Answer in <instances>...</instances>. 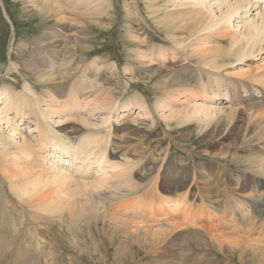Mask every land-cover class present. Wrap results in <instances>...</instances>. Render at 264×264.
Instances as JSON below:
<instances>
[{
    "label": "bare ground",
    "instance_id": "bare-ground-1",
    "mask_svg": "<svg viewBox=\"0 0 264 264\" xmlns=\"http://www.w3.org/2000/svg\"><path fill=\"white\" fill-rule=\"evenodd\" d=\"M68 1L71 3L73 2V6L75 7L71 12H68L67 9L63 8L54 0L44 2L39 0H28L29 3L24 8V12L25 15L32 13L33 15L40 14L44 16H53L58 20V23L54 25V29L48 28V30H52L54 33L55 31L62 32L63 30L65 32H71L72 34L68 35V38L71 40V43L77 45V43H79L78 40L80 39L79 35L81 34L79 25L80 21H82L81 19L83 17H88L87 19H89L98 14L79 12L77 8L79 6L86 8L91 5L92 7H96L97 10L95 12H99L107 6L106 3L108 0ZM143 1L147 15L152 18L151 21L153 25L151 26L145 17L142 18V14L138 15V12H134L135 10L132 9L134 4H132V1L131 3L127 2V0L125 1V8L128 17L126 18L125 25L131 39L140 43L138 50L139 53H142L140 56L143 57L145 64L149 63L150 69L153 66L155 67L154 71L149 69L148 72L152 71L150 73L154 78L161 72L166 73V63L168 66L169 62L180 61L183 57L186 59L173 74L167 73L159 79V86H157L160 88L158 91L159 97L156 96L158 98L156 99V110L159 112V118L165 122H169L168 125H170L172 121H175L179 124V128H183L186 124L195 123L198 127L200 125L201 130L204 132L207 131L209 135L214 133L221 135L225 130H235L230 135L234 134L236 136V148L237 150L243 148L241 153H247L250 151L249 146L252 145V141L256 143L252 146L258 147V151L252 153L251 156L249 154V156L244 157H229V161H244L247 166V168L242 170L240 172L241 174L237 176L238 184L237 186L235 185V189H224V194L229 195L231 201H235L231 203L232 212L230 213V217L238 220V222H232L233 220L230 219L226 221V223H229L228 227L231 229L232 233L226 234L223 230L219 231V233L223 234L222 236L221 234L216 236L214 230L209 228L211 224L208 222V219L207 225L205 220H201L194 223V226L203 229L210 241L215 238L218 251H225V243L223 242V239L232 237L237 239L241 238L240 240H237L238 242L232 240L228 243L230 251L227 249V257L231 258L233 256L234 258V256L238 254V251L234 248L239 246L243 251H240L239 258L241 260L246 259V257L249 258L248 256H244V249L246 250L248 245H252L251 249L254 250V253L250 257V260H256V264H264V234L261 233L263 234V238L258 234L262 239L255 241L252 240L253 242L249 240L252 238L249 236L250 233L248 231H246L247 237L245 234H243L244 236L240 235L243 233L242 230H246L248 227V222L264 226V216L261 213L264 210L260 209L256 203V200H260L262 197L260 195V189L263 188L264 190V179L261 178L264 176V63L259 68L253 67L252 64L253 60L258 59L259 56L264 62V0ZM69 16H71L78 24H68L67 21L69 22ZM147 25H149V28ZM150 26L156 28L161 35H164V37L169 39V46L175 52V60L170 58L169 52L165 48L161 47L155 50L153 45L148 44L147 34L152 33ZM49 39L52 40L54 37L52 38V35L48 33L43 35L41 41L46 43ZM51 43L53 50L55 47L60 48L59 43H53V40ZM40 59V62L32 63L30 60L26 59V54L24 53L22 65H24L27 71L35 76L38 83L37 85H43L44 88L41 94H37L36 85H33L32 81L28 78H26L23 89L20 91H17L15 87L12 86H10L11 89L4 88L6 94L5 97L0 90V175L2 176V182H0V255L1 250L7 243L8 239L5 227L8 228V226L11 225L12 235L17 236V232L20 228V223H18V221H25L26 225H28L27 234L30 235L28 242L29 245L26 244V241L23 242L24 236H22V240L17 242L19 245L15 246L10 253V258L7 260H2L3 257L0 258V264H14L15 261H19L18 264L46 263L47 260L49 261V257L58 251L55 249L57 245L53 241V238L61 236L58 226L64 225L63 220L66 217H68V226L75 228L79 217L81 219L82 217L84 219H89L94 216L98 219L96 214L99 209L108 211L114 217L115 214L125 216L123 213L118 212L121 210V206L125 204H123V202L128 197L137 195L131 191L133 188L137 189V187L132 183L131 176L129 175L133 172L134 166H136L135 162L131 160L130 157L127 158L126 161L117 160L115 157L120 154L121 150L117 149V146H114V142L113 148L108 151H106V149L94 151L91 148H88L89 143L95 141L96 137H99V133L101 134L103 131H107V134L101 135L100 138L109 141V135L113 132L115 128L114 124L117 121L116 114H118V106L115 108L110 104L111 97L107 96V88L104 87V83H106V81L109 82L110 80L109 78H105V81L102 77V67L99 66V63H97L96 60L91 61L90 64H86L84 59H77V61L76 58H72L70 60L77 62V65L75 68H69L66 70L64 68L65 66H63L65 65V60L56 62V64L53 61L55 60L53 55H50V58L49 55H43ZM16 64L17 61L12 62L10 70L12 68L11 66L16 69L19 68V66L16 67ZM95 64H98V68L95 67ZM80 70L83 74L78 76V79L76 80L74 77L78 75V73L75 74V72ZM90 70L92 71L91 79H95L91 80L86 77ZM124 70L126 74L129 73L130 78H141L140 71L137 69L130 70L128 69V66H126ZM180 70H183L182 75L178 74ZM187 79L193 80L194 82L190 83ZM71 81L73 82L70 84ZM52 84H54V86L50 87ZM65 86L69 89L66 91L67 96L74 98L76 100L75 102L69 103L70 98L67 100L63 99L62 102V95L60 96L59 93H61V88ZM160 86L163 89L165 88L168 90L163 91ZM84 87H86V89L89 88V91H86V93L91 95L88 99V102L91 104L87 107V109H89L87 112L88 117L86 118L83 116V122L90 129L86 134L78 135L77 137H79V141L78 143H75L77 139L75 141L69 139V137L73 136L69 134V127L67 128L69 131L65 128L66 125H63L64 131L56 130L55 128L60 127V125L50 118H45V116L52 114L54 119L59 123L65 124L66 122H69L71 114L76 112L79 114L83 111L82 109H85V106H87L85 103H83V105L81 103V99L84 98L81 95V90ZM254 88H257L258 95L254 94ZM138 96L143 102L140 104L142 107H140L139 115L148 118V115L146 114H150L149 110L147 109L143 98L140 95ZM180 96L184 97L179 101ZM43 99H45V102H43ZM223 103H230L229 109L226 108ZM51 104H55L59 109L61 107L63 109L65 108V112L63 111V113L66 116L63 117V113H60L59 110L55 112L52 111ZM119 105L121 108L120 111L124 109H126V111H132L137 104L135 101L130 100L129 103H119ZM56 109L57 108H54V110ZM9 119H11V122ZM241 120L243 121V124H240ZM24 121H26L25 125H30L29 130H26L27 133L21 128L24 126ZM98 147L101 146L96 145L95 148ZM116 149L118 151H116ZM134 154L136 155L137 153ZM140 155L141 154H139V156ZM250 170L257 173L256 176L258 179H254V181L252 180L251 176L254 177V175L253 171ZM125 177L128 178L125 179ZM179 185L181 187L188 186L187 179L182 180ZM209 188L207 186V190ZM203 189L204 188H202V190ZM254 194L259 195H257L258 197H254L255 201H251V199L250 201H247L246 205L243 201L245 199L239 201L240 198L237 197H252ZM159 195H161V193H159ZM233 195L235 197L232 198ZM208 196L206 197L211 198L207 200L209 202L208 206H213L215 209L216 207L214 204L212 205V203H215L216 200ZM221 196L223 197V194ZM236 197L238 200L234 199ZM10 198H13L14 200L11 201ZM166 204L170 208H177L179 206L178 203L173 202L172 200H166ZM137 210L138 209H136V211ZM64 212H67L68 216L65 217ZM255 217H259L261 220H257ZM115 219L116 217L114 220ZM160 219H163V217ZM55 221H59V225L57 226L58 229L53 226V222ZM182 221L185 222L184 220ZM163 223L162 226L165 225ZM175 223L174 225H176ZM186 223H184L186 226H193V223ZM116 224L117 223H115V225ZM179 224L180 223H178V225ZM179 227L176 228V231ZM134 228H136V226ZM169 228L170 227H166L167 230ZM119 229L121 228L119 227ZM237 229H240V231L237 232ZM24 230V228L20 229V232H23ZM188 230H186V232ZM218 230L221 229H217V231ZM15 231L16 233H14ZM153 232V236H155L157 232ZM178 233L179 231L177 234ZM170 234L171 232L165 234L166 237L168 236L167 239H169ZM33 236L39 237V239H36L37 248H39L40 251L35 256H33V248L31 249L33 246L30 245V238ZM160 237H164V235L162 236L161 234ZM155 238L157 239L158 237ZM16 241L17 239L14 237V239L11 240V243L14 244ZM34 241H31L33 242V245ZM81 242L83 243V241ZM155 242L156 241H154V243ZM178 242L179 241H177V243ZM189 243H191L190 240ZM71 244L73 246V243ZM161 244L162 243L156 246H161ZM68 245H70L69 242ZM68 245L65 244V246ZM122 245V248L119 247L117 252L113 255H116L119 258L125 257V259H127L126 256L130 254L127 249H130L131 247L123 249L126 244ZM85 247L88 248L86 245ZM199 248L201 249V247ZM162 250H158V252H162ZM164 251L163 253H165ZM186 251L188 252L189 250L186 249ZM163 253H161L162 256ZM166 255L167 254H164V256ZM40 256L43 260L39 258ZM66 257L61 258V262L59 263H56L54 259V261L51 259V262L48 263L62 264L63 261H67ZM157 258H159V256ZM170 260L171 259H169V261ZM69 264H81L78 255L76 258L72 257Z\"/></svg>",
    "mask_w": 264,
    "mask_h": 264
},
{
    "label": "rangeland",
    "instance_id": "rangeland-1",
    "mask_svg": "<svg viewBox=\"0 0 264 264\" xmlns=\"http://www.w3.org/2000/svg\"><path fill=\"white\" fill-rule=\"evenodd\" d=\"M39 1L44 2V1H49V0H39ZM54 1L58 2L59 5L67 9L68 12H71L75 8L73 6V2L71 3L68 0H62V1L54 0ZM125 1L126 0H108L106 3L107 6L99 12H95L97 10L96 7H92L91 5L86 8L79 6L77 8L79 12H85L88 14H91V13H95V14L98 13V14L89 19H87L88 17H83L81 19L82 21H80V24H79L80 29H81V34L79 35L80 39L78 40L79 43H77V45H74V43H71V40L68 38V35L72 34L71 32H65L63 30L62 32L55 31L54 33L52 30H48V28L54 29V25L58 23V20L54 18L53 16H50V15L44 16L40 14L33 15L32 13L25 15L24 8L28 5L29 3L28 0H1L0 1V90L3 92L5 97H6V94H5L4 88L11 89L10 86H12V87H15L17 91H20L23 89L26 78L30 79L33 85H36L37 94L42 93V90L44 88L43 85H37L38 83L35 79V76L29 71H27L24 65H22L24 53L26 54V59L30 60L32 63L40 62L41 60L40 58L43 55L45 56L49 55V58H50V55L51 56L53 55L55 59L53 61L55 63L65 60V65L63 66H65L64 68L66 70L69 68L76 67L77 62L70 60L72 58H76V60L84 59L86 64L88 63L90 64L91 61L96 60V62L99 63V66L102 67V70H103L102 77L104 78V80L106 81L105 78H109L110 80L109 82L106 81V83H104L105 84L104 87L107 88L106 94L107 96L111 97L110 104L111 106L115 108L118 106L117 107L118 114H116L117 121L114 124L115 128L113 132L111 133V135H109L111 138V142L109 143V148H113V142H114L115 144L114 146L115 147L117 146L116 148L121 150V152L119 151L120 154H118V156H116L115 158L119 161L121 160L126 161L127 158L130 157L131 160H133L136 164V166H134L133 172L132 173L129 172L131 173L129 175L131 176L132 183L135 185V187H137V189L133 188V190L131 191H133L134 194H137V195L128 197L123 202V204L124 203L125 204L121 206V210L118 211V212L123 213V215L125 216H121V214H115L116 219L114 220L115 217L111 215L108 211L99 209L96 214L98 219L94 216H92L93 218H89V219H84L83 217L81 219L79 217V219L76 222V227L72 228V226L71 227L68 226L69 225L67 222L68 217H66L68 216V214L67 212H64L65 214L64 216L66 218L63 220V223H64L63 226H58L59 221L53 222V226L57 229L59 227L60 234H61V236H56L55 238H53V241L57 245L55 249H57L58 251H56L55 254L50 256L49 261L47 260L46 263L44 262V264H49L51 262V259L52 260L54 259L56 263H59L61 262L60 259L66 256H69V257H66L67 261H63L62 264H69V261L72 259V257L76 258L77 255L79 257V260L81 261V264H121V263L123 264H146V263L147 264L149 263L150 264H248V263L256 264V260L254 259L250 260V257L254 253L253 252L254 250L251 249L252 245H248L246 247V250L244 249V254H245L244 256H248L249 258L246 257V259H242V260L239 258L240 251H242L239 248V246H236V248H234L236 249V251H238V254H236L234 258L233 256L231 258L227 257L226 254L228 253V250L230 251V248H228L229 246L228 243L232 240L238 242L237 240H240L241 239L240 237H239L240 239L233 238V237L223 239V242L225 243L224 244L225 251L224 250L218 251L216 248L217 242L215 241V238L211 240L214 243L213 244L207 238L204 230L198 227H195L194 223L199 222L201 220H205L206 225H207V219H208L209 220L208 222L211 224L209 228L214 230L216 236L221 234L219 233V231H223V230L225 231L224 233L226 234L232 233L231 229L228 227L229 223H226V221L230 219V220H233L232 222H238V220H235L234 218L230 217V213L232 212L231 203L235 201H231L229 198V195L224 194V189H229V188L235 189V185L237 186L238 184L237 176L241 174L240 172L246 169L247 166H246V162L244 161L231 162L229 161V157H232V156L244 157V156H249V154L251 156L252 153H255L256 151H258L257 149L258 147H253L256 143L252 141V145L253 144L254 145L249 146L250 151H248L247 153H241L243 148L240 150H237L236 148L237 146L236 141H235L236 136L234 134L230 135L235 130L234 131L225 130L221 135L217 133L209 135L207 131L204 132L203 130H201V126L199 125L198 127L196 126L195 123L186 124L184 125L183 128H179V124L177 122L172 121L171 124L168 125L169 122H165L159 118V112L156 110V99H158L157 97H159L158 91L160 89L159 87H157L159 86L158 84L159 79L165 76V74L167 73L173 74L177 70V68L181 66L183 62H185L186 59H184L183 57L180 59V61L169 62L168 66L166 63V68H167L166 73L161 72L160 74L156 75V77L153 78L150 72L154 71L155 67L153 66L150 69L149 63L145 64L143 57L140 56L142 55V53H139V50H138L140 43H137L136 41L131 39L130 34L126 30L125 23H126V18L128 17V15H127V10L125 8ZM131 1H132V4H134V7L132 8L133 10H135L134 12H138V15L142 14L141 17L142 18L145 17V19L149 21V24H151L152 26L153 25L151 21L152 18L147 15L144 1L143 0H129V1L127 0V2H130V3ZM68 20H69V22L67 21L68 24L76 23V21H74L71 16H69ZM147 26L149 28V25ZM151 26L150 28H151L152 33L147 34L148 44L153 45V47H155V50L161 47L165 48L169 52L170 58L175 60L176 59L174 58L175 52L169 46V43H168L170 42L169 39L164 37V35H161V33L158 32L156 28L154 27L152 28ZM48 33L52 35V38L54 37V39H52L53 43L56 42L60 44V48L55 47V49L53 50V47L51 45L52 44L51 39H49V41L46 43L41 41V38H43V35L48 34ZM136 54H137V57H136ZM259 59H260V56L258 59L253 60V63H252L253 67L259 68L262 66L264 62L261 59L260 60ZM14 61H17L16 67L19 66V68L16 69L15 67L11 66L12 68L10 70V65ZM126 66H128V69L130 70L131 69L139 70L141 78H138V79L130 78L129 73L127 74L125 73L124 69L126 68ZM95 67L98 68V64H95ZM149 69L152 71L148 72ZM76 73H78V75L76 76L74 75L75 76L74 78H76L77 80L78 76H80L83 73L81 72V70L75 72V74ZM91 73L92 71L90 70L89 73L86 75L88 79H91ZM178 74L182 75L183 70H180ZM196 75L199 76L198 74ZM92 79H95V78H92ZM187 80H189L190 83L194 82L193 80H190V79H187ZM73 81H71L70 84ZM53 86L54 84H52L50 87H53ZM254 89H257V88H254ZM67 90H69L67 86L61 88V93L59 94L60 96L62 95L61 96L62 102H63V99L67 100L71 97V96H67L66 94ZM162 90L167 91L168 89L162 88ZM86 91H89V88L87 89L86 87L82 88L81 95L84 98L81 99L82 100L81 103L82 105L83 103H85L87 106H85V109H82L83 111L81 113L77 114L76 112V113L71 114V118L69 122H66L65 124L59 123L54 119L52 114L45 116V118H50L54 122L60 125V127L55 128L56 130L64 131L63 125L64 126L66 125L65 126L66 129L69 127L70 129L69 134L73 135L72 137H69V139H72L74 141L77 139L75 143H78L79 141V137H77L78 135L86 134L87 131H89L90 129L83 122V116L86 118L88 117L87 112L89 111V109H87V107H89L91 104L90 102H88V99L90 98L91 95L86 93ZM107 91L112 96L109 95ZM138 95H140L143 98V101L146 104L147 109L149 110L150 114H146L148 115V118H144L139 115L140 107H142L140 104H142L143 102H142V99ZM183 97L184 96H180L179 101ZM130 100L135 101V103L137 104L135 105L136 106L135 109L132 111L131 110L126 111V109L122 110L123 112L120 111L121 108H120L119 103L120 104L127 103V102L129 103ZM69 101H70L69 103H72V102H75L76 100L74 98H70ZM43 102H45V99H43ZM223 105L226 106V108L228 109L230 107V103H223ZM50 106H51V110L54 112L57 110H59L60 113H63V111L65 112L64 110L65 108L63 109L61 107L59 109L55 104H51ZM54 108H57V109L54 110ZM64 116L66 115L63 113V117ZM72 118L75 120H73ZM9 121L11 122V119H9ZM25 122L26 121H24V126H22L21 128L22 130L25 131V133H27L26 130H29L30 125H25ZM240 124H243L242 120ZM67 131L69 130L67 129ZM106 132L103 131L101 134L99 133V135L105 134ZM122 142L124 143V145ZM95 146H96V143L94 142L93 144L91 143L88 146V148L94 149ZM100 146L103 147L104 144ZM117 149L116 151H118ZM134 153H137V154L135 155ZM138 153L141 154L142 156L141 155L139 156ZM210 165H213V167L209 168ZM250 171H253V170H250ZM180 173H183V174H180ZM254 173L255 172L253 171L254 177L251 176L253 181L254 179H258V177L256 176L257 173L255 174ZM127 178L128 177H125V179ZM261 178L264 179V176ZM184 179H187L188 186L181 187L179 183ZM0 182H2L1 175H0ZM207 186L208 188L210 187L208 189L209 191L207 190ZM211 186L215 188H212ZM202 188L204 189L202 190ZM260 192L262 193V194L260 193L262 197L260 200L257 199L256 203L260 209L264 210V190L263 188L260 189ZM159 193H161V195H159ZM181 193H184V194H181ZM205 194H208L210 196L205 195ZM222 194H223V197L221 196ZM257 195L256 194H254V196L252 195L253 198L244 197V196H243L244 198L240 196H237V197L240 198L239 201H241V199H245L243 200L245 203L244 202L243 203L246 205V202L250 201V199L251 201H255L254 197H258ZM206 196L212 197L214 200H216L215 203H212V205L214 204V206L216 207L215 208L216 210L213 208V206L212 207L208 206L209 202L207 200L211 198H207ZM233 197L235 196L233 195L232 198ZM237 197L234 199L238 200ZM10 200L13 201L14 199L10 198ZM166 200H172L173 202L175 201L179 204V206L177 208H170L166 204ZM128 201H132L136 205H138L136 207V209L138 210L136 211L135 209V211H132L131 209L130 213H124V209L130 207ZM207 206L210 207V209H212L209 211L208 214H207ZM201 210H203L204 213L200 212ZM105 213L107 216L105 215ZM261 213L264 216V211ZM161 216L163 217V219H160L162 218ZM259 217H255V218L257 220H261L260 219L261 217L260 218ZM181 219L184 220L185 222H183ZM133 220H136V221H133ZM172 222L174 223L176 222L175 223L176 225H174V223ZM186 222L193 223L192 224L193 226L191 227L188 225L186 226L187 224ZM18 223H20V228L17 232L18 233L17 236L12 235L11 225H9L8 228L5 227V232H6V236L8 239H7V243L1 250L0 258L3 257L2 260L3 259L7 260L8 258H10L9 257L11 255L10 253L12 252L15 246L19 245L17 244V242L19 240H22L23 238L22 236H24L23 242L26 241V244L29 245L28 242H29L30 235L27 234L28 225H26L25 221L24 222L18 221ZM115 223H117L116 224L117 226L115 225ZM162 223L165 225L162 226ZM178 223H180L179 224L180 227ZM123 224L127 226H124ZM183 224L185 225V227ZM253 225H255L256 228ZM135 226L136 228H134ZM247 226L248 227L246 228V230H242L243 233L240 234L241 236H244L243 234H245L247 237L246 231H248L250 233L249 236L252 238V239H249L251 240V242H253L252 240L255 241V240L263 238L262 235L264 234V226H260L259 224L256 225L255 223L253 224L250 222L247 223ZM119 227L122 230L119 229ZM166 227H170L171 230L169 228L168 229L169 231H168ZM177 227L179 228L176 231ZM23 228L25 230L23 232H20V229H23ZM217 229H221V230L217 231ZM186 230L188 231L186 232ZM153 231L157 232L155 236H153L154 234ZM178 231L179 233L177 234ZM236 231L238 232L240 231V229H237ZM170 232L171 234L169 235V239H167L168 236L166 237L165 234L170 233ZM14 233H16V231ZM161 234L162 236L164 235V237H160ZM258 234H260L262 238ZM222 235L223 234H221V236ZM14 237H16L17 239V241L15 242L16 244L11 243V240L14 239ZM155 237H158V238L156 239ZM32 238H30V245L33 247L31 246L30 247L31 249L33 248L32 252L34 251L33 256H35L40 251L39 248H37V239H39V237L33 236ZM189 240L191 241V243H189ZM31 241H34V245H33V242ZM81 241H83V243ZM154 241H156L157 243L155 242L156 243L155 244ZM177 241H179L180 243L179 242L177 243ZM68 242L70 243V245H68ZM71 243H73V246ZM160 243H162L161 246H156V245H160ZM166 243H169V244H166ZM65 244H67L68 246H65ZM122 244L127 245V247L125 245L123 249L124 248L127 249L131 247L130 249H127L129 250L128 252H130V254L126 256L127 259H125V257L119 258L116 255H113L115 254V252H117V249L119 247L122 248L123 246ZM85 245L88 248H86ZM186 245L189 247H187ZM199 247H201V249ZM157 249L160 251L162 250V252L159 251L160 252L159 253ZM186 249L189 251L187 252ZM151 250H154V251H151ZM163 251L165 253H163ZM161 253H163V256L161 255ZM164 254H167L169 257L167 255H166L167 257L164 256ZM157 255L159 256V258H157L158 257ZM115 256H116V260H115ZM39 258H41V256ZM169 259L171 260L169 261ZM41 260H43V258H41ZM18 263L19 261L14 262V264H18Z\"/></svg>",
    "mask_w": 264,
    "mask_h": 264
}]
</instances>
